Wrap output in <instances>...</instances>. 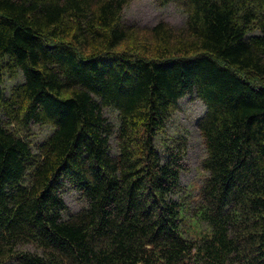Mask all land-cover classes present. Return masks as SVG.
<instances>
[{
  "label": "trees",
  "instance_id": "trees-1",
  "mask_svg": "<svg viewBox=\"0 0 264 264\" xmlns=\"http://www.w3.org/2000/svg\"><path fill=\"white\" fill-rule=\"evenodd\" d=\"M129 1L0 0V264H264V0H160L185 26L141 37ZM186 95L207 175L184 202L154 140Z\"/></svg>",
  "mask_w": 264,
  "mask_h": 264
},
{
  "label": "rangeland",
  "instance_id": "rangeland-1",
  "mask_svg": "<svg viewBox=\"0 0 264 264\" xmlns=\"http://www.w3.org/2000/svg\"><path fill=\"white\" fill-rule=\"evenodd\" d=\"M187 14L183 7L175 2L162 3L160 0H130L121 13V19L125 24L140 29V37L144 36L145 30L151 29L159 22H163L174 29L185 26ZM22 81V76L16 72L14 76L5 75L3 89L8 95L10 89ZM205 106L195 95H186L177 102V108L166 121L162 132L155 138L154 145L158 152L167 155V151L180 154L179 197L184 202L194 197L201 187L207 172L202 168V161L206 156L203 137L197 126L198 119L203 115ZM105 115L113 124H118V114L112 108L104 109ZM33 132L31 139L36 142L44 138L50 127L30 125ZM28 130V131H29ZM114 145V140H111ZM177 154V153H176ZM63 199L68 207L65 216L78 211L85 205L82 195L74 188L68 187L63 190ZM23 248L34 250L30 244ZM5 264H15L8 261Z\"/></svg>",
  "mask_w": 264,
  "mask_h": 264
}]
</instances>
